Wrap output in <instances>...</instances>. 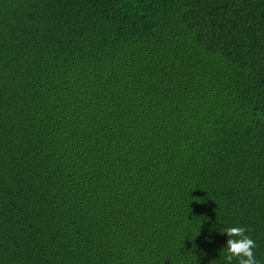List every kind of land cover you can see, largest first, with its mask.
Wrapping results in <instances>:
<instances>
[{"label": "trees", "instance_id": "16d2710c", "mask_svg": "<svg viewBox=\"0 0 264 264\" xmlns=\"http://www.w3.org/2000/svg\"><path fill=\"white\" fill-rule=\"evenodd\" d=\"M233 226L264 264V0H0V264H226Z\"/></svg>", "mask_w": 264, "mask_h": 264}, {"label": "clouds", "instance_id": "9594fccd", "mask_svg": "<svg viewBox=\"0 0 264 264\" xmlns=\"http://www.w3.org/2000/svg\"><path fill=\"white\" fill-rule=\"evenodd\" d=\"M250 231V228L242 226H233L221 230L228 236L225 246L226 253L224 254L226 264H232L234 258L238 264H259L254 252L257 247L256 241L246 234Z\"/></svg>", "mask_w": 264, "mask_h": 264}]
</instances>
